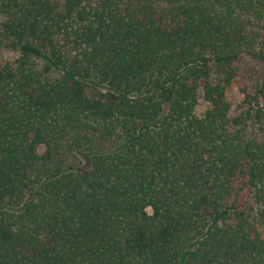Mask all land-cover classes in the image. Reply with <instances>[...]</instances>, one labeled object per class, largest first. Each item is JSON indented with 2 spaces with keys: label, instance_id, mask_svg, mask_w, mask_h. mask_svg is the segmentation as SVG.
<instances>
[{
  "label": "trees",
  "instance_id": "obj_1",
  "mask_svg": "<svg viewBox=\"0 0 264 264\" xmlns=\"http://www.w3.org/2000/svg\"><path fill=\"white\" fill-rule=\"evenodd\" d=\"M0 18V264H264V0Z\"/></svg>",
  "mask_w": 264,
  "mask_h": 264
},
{
  "label": "rangeland",
  "instance_id": "obj_2",
  "mask_svg": "<svg viewBox=\"0 0 264 264\" xmlns=\"http://www.w3.org/2000/svg\"><path fill=\"white\" fill-rule=\"evenodd\" d=\"M2 20V18H0ZM17 56V54L14 51H11L8 48H5L3 46H0V61H7L10 59H13ZM241 94L239 93V87L235 86L232 87L229 90V100L233 104V106L240 100ZM205 103L202 100H199L198 106H197V113H201L205 109ZM44 149L41 147L39 149L40 152H42Z\"/></svg>",
  "mask_w": 264,
  "mask_h": 264
}]
</instances>
